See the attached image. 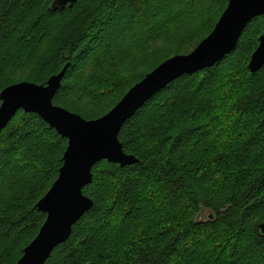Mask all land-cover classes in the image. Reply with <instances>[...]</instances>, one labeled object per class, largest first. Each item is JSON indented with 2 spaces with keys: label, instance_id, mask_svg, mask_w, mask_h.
Wrapping results in <instances>:
<instances>
[{
  "label": "trees",
  "instance_id": "trees-1",
  "mask_svg": "<svg viewBox=\"0 0 264 264\" xmlns=\"http://www.w3.org/2000/svg\"><path fill=\"white\" fill-rule=\"evenodd\" d=\"M123 1L78 0L53 11V0H0V91L20 81L45 83L67 65L53 104L85 119L105 114L145 72L125 89L120 79H106L108 67L98 60L89 81L79 86L76 77L105 40L104 25L125 16ZM134 1L136 11L145 0L128 2ZM227 1L178 0L153 7L167 21H152L143 33L149 29L153 41L163 39L156 50L163 56L160 62L178 45L176 36L189 32L190 20L182 22L186 16L195 20L198 12L213 11L194 48ZM187 6L191 11L185 16L179 8ZM63 16L66 22L56 21L58 32L51 34L52 22ZM263 24L262 16L251 19L230 54L178 77L124 122L118 139L137 162L120 166L101 160L93 166L83 189L93 206L44 264H264V237L256 230L264 222L259 219L264 211V66L253 73L247 68ZM139 25L131 24L101 61L116 55L128 59L143 47ZM109 96L115 101L108 109L85 113L99 109ZM225 106L215 115L231 129L223 126L213 134L212 126L221 122L209 115ZM65 146L66 139L33 112L17 111L0 132V264H15L43 223L45 214L35 204L56 179ZM204 209L210 218L197 216Z\"/></svg>",
  "mask_w": 264,
  "mask_h": 264
},
{
  "label": "water",
  "instance_id": "water-1",
  "mask_svg": "<svg viewBox=\"0 0 264 264\" xmlns=\"http://www.w3.org/2000/svg\"><path fill=\"white\" fill-rule=\"evenodd\" d=\"M77 1L53 0L51 9L62 11ZM257 16L264 18V0H228L212 30L193 50L160 62L133 84L111 109L95 119H85L53 104L67 65L49 76L45 83L20 81L0 91V132L17 111L23 110L36 113L66 139L58 175L35 204L45 214V219L36 235L23 247L15 264H44L52 250L70 236L73 224L93 206V200L83 189L90 184L96 163L106 160L125 166L137 162L134 155L123 151L118 139L124 122L178 77L210 67L230 54L247 23ZM263 66L264 24L247 68L253 73ZM208 216L210 218L211 214ZM256 230L264 237V222L258 223Z\"/></svg>",
  "mask_w": 264,
  "mask_h": 264
},
{
  "label": "rangeland",
  "instance_id": "rangeland-1",
  "mask_svg": "<svg viewBox=\"0 0 264 264\" xmlns=\"http://www.w3.org/2000/svg\"><path fill=\"white\" fill-rule=\"evenodd\" d=\"M111 1H112L113 5H114V3L116 4L118 2V0H111ZM128 1H130V0H124L123 1V5H124V9H125V12H124L125 16L123 18L119 19L118 21L114 22L110 26L107 24L104 25L106 28V34H107L105 37L106 41L104 40V41H102L103 43H101V44L99 43L95 47V49L93 50V53L88 58V60L85 61L82 65H80V68L78 70V74L76 77V80H77L79 86H81L85 80L89 81L88 79H89L90 75H92L93 72L98 70L99 66H97L95 63V62H97V60L100 62L101 67H103V66L108 67V68H105V70L108 71L106 79H110V82L117 81L120 79L121 80L120 83H122V85L124 87L123 89H125L140 74H143L144 72L146 73V71H148L149 69H151L153 67L152 65L154 63H156L160 58L163 57L161 54L156 52V50L159 48V46L164 44L163 39L160 38L161 40H157L155 42L151 38V37H153L151 34V30L148 29L145 33H143V31L146 30L147 28H149V25H151L150 23H152V21L156 20V21L160 22V24H163V25L165 24V21H167L165 19V18H167L166 16H162V15H160V13L154 14V12L158 11V10L154 9V8H158L157 5H160L161 2H163V3H166L168 5L174 6L178 0H145L143 3H140L137 6V7H139V10H136V11H135L134 5H136L137 3L134 1L132 4L131 2H128ZM180 4H184V1H181ZM111 9H114V7H112ZM145 9L147 11L146 16H145V13H143V10H145ZM179 9L185 13V16H186V13L188 11H191L189 6L182 7ZM140 10H142V11L140 12ZM212 12L213 11H210V12H205V11L201 12L200 11L197 13L195 20L187 19V16L185 17L186 19L182 20V22L185 20H187V21L190 20V24H189L190 26H189V28H186L189 32H184L183 35H177L176 36V40L178 41V45L175 48L171 49V51H170L171 54H169V56H173L175 54H183L184 52L188 53L194 49L193 45L197 42L198 38L204 34V31L211 24L210 21L212 20L211 19ZM156 16H158V17H156ZM144 17H145V19L141 20ZM66 20H67V17L63 16V17H59L57 19H54V21L52 23L55 25V23L57 21L58 25H60L61 23L66 22ZM134 23L140 24L141 28L143 29V30H141V33H140V35L145 37V39H146V42L143 45V47L141 46L140 48L135 49L133 54H131L128 57V59H126V56H124V55H116L115 57H107L105 60L101 61V59L104 58V55H105L104 50H107V47L110 49V46L112 44L117 43L123 34L125 36L126 31L128 30V27ZM180 27H181V25H180ZM179 28H176V29H179ZM58 29L59 28L57 26L54 29V26L52 25V29L50 31V32H52L51 34H53L54 32H58ZM131 37H132V39L137 40V38L134 37L132 34H131ZM153 38H156V37H153ZM55 39H56L55 37H52L51 39H49L47 42L48 45H51L53 40H55ZM142 40H144V38ZM152 42H154V43H152ZM111 48H113V45ZM175 50L178 51V53H175L176 52ZM113 54H115V53H113ZM184 54H186V53H184ZM160 60L158 62H160ZM122 91L123 90H121V92ZM216 94H218V92ZM70 100H71V98H70ZM114 101H115V99L113 100L112 96H109V97L103 99L99 103L100 108L95 110L94 112H85L82 109V107H78V108L83 110L85 113H88V114L94 113L95 114L98 111L102 112V111L108 109L113 104ZM219 109L213 110L209 115L210 117H212L214 119L215 122H218V123L221 122L220 124H217L216 126H212V133L213 134L217 133L223 126H226L225 128L231 129L230 125L227 124L228 122H225V120H226L225 118H223V119L218 118L215 115V114H218L219 112H223L224 110H226V106L222 107V108L219 107ZM210 214L211 213L209 210L204 209V210H201L200 213L197 214V216H200L201 219H206V217ZM261 218L264 219V211L259 216V219H261Z\"/></svg>",
  "mask_w": 264,
  "mask_h": 264
},
{
  "label": "bare ground",
  "instance_id": "bare-ground-1",
  "mask_svg": "<svg viewBox=\"0 0 264 264\" xmlns=\"http://www.w3.org/2000/svg\"><path fill=\"white\" fill-rule=\"evenodd\" d=\"M70 8V7H69Z\"/></svg>",
  "mask_w": 264,
  "mask_h": 264
}]
</instances>
